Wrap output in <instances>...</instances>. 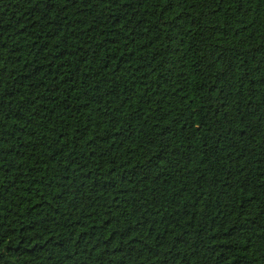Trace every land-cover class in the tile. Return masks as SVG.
<instances>
[{
    "label": "trees",
    "instance_id": "obj_1",
    "mask_svg": "<svg viewBox=\"0 0 264 264\" xmlns=\"http://www.w3.org/2000/svg\"><path fill=\"white\" fill-rule=\"evenodd\" d=\"M0 264H264V0H0Z\"/></svg>",
    "mask_w": 264,
    "mask_h": 264
}]
</instances>
